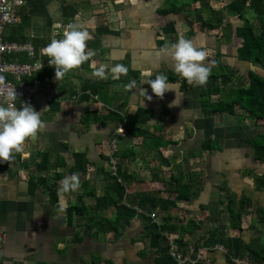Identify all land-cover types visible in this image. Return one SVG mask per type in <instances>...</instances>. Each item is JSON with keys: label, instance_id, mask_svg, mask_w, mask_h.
I'll use <instances>...</instances> for the list:
<instances>
[{"label": "crops", "instance_id": "crops-1", "mask_svg": "<svg viewBox=\"0 0 264 264\" xmlns=\"http://www.w3.org/2000/svg\"><path fill=\"white\" fill-rule=\"evenodd\" d=\"M231 1L22 0L18 20L4 37L38 46L37 57L17 58L40 62L38 74L50 78L55 94L39 92L26 103L37 112L46 109L40 117L45 127L14 162H0V229L5 233L0 264H174L165 234L185 254L195 257L206 248L198 264H238L227 258L226 248L215 247L223 245L216 241L220 237L241 235L257 249L263 247L264 158H255L252 141L264 133V119L255 120L242 108L234 114L209 113L203 105L208 98L231 97L247 84L250 71L264 76L263 67L239 58L241 38L235 32L245 19L259 32L261 22L250 9L242 17L229 13ZM219 16L223 23L213 29L200 20L212 17L214 23ZM72 23L88 31L90 59L56 81L43 49L53 38L62 39ZM181 38L207 52L205 63L215 62L211 73L220 69L231 76L221 93H203L217 84L211 79L188 88L169 80L175 91L160 99L144 84L158 74H176L163 49ZM115 64L127 66L128 75L93 77L100 65ZM132 80L153 97L144 99L145 107L136 89H125ZM138 109L150 114L143 133L126 128V118ZM114 140L117 171L109 176ZM77 153L88 162L85 171L76 173L80 187L59 191L55 205L48 185L55 181L60 189V181L74 174ZM118 173L126 187L122 203L137 204L141 197L151 201L152 194L163 205L166 198L175 204L165 210L151 203L135 205L136 215L112 229L116 204L100 209L95 204ZM43 176L46 185L40 184ZM230 205L242 214L237 227ZM154 223L166 226L160 242L150 236Z\"/></svg>", "mask_w": 264, "mask_h": 264}, {"label": "trees", "instance_id": "trees-1", "mask_svg": "<svg viewBox=\"0 0 264 264\" xmlns=\"http://www.w3.org/2000/svg\"><path fill=\"white\" fill-rule=\"evenodd\" d=\"M248 9L256 14V17L261 22L262 28L261 31L258 32L253 23L248 19H245L243 24L236 28V35L241 38V45L238 48V56L241 60L258 64L264 68V0H232L227 5L229 13L239 15L240 17H242ZM200 20L204 25H207L211 29L216 28L223 23V19L220 16L216 17V22L214 23L212 17H210L208 21H204L202 17ZM188 23L192 24L193 22L190 20ZM6 39L13 40L14 38L6 37ZM22 41H25V39ZM35 46V49H38V46ZM34 57H37V54ZM32 58L33 57L24 55L20 59L22 61H30ZM41 74L44 75V72L40 71L38 75L40 76ZM163 74L166 75L169 80H180L183 88L189 87L186 80L181 79L177 74ZM209 79L217 84L208 88L203 93H209L212 95L221 93L222 86L226 85L231 80V76L226 74L225 71H222L221 73L212 72ZM231 96L230 99L220 98L216 101H211L210 98L205 99L203 102L204 109L209 113L229 112L234 114L237 108H242L255 120L264 119V76L255 71H250L247 84H241L238 88H235ZM149 118L150 114L148 112L143 109H138L132 118H126V128L128 131L136 130L139 133H143L146 131L145 126L148 124ZM252 146L254 148L255 158L262 160L264 158V133L259 134L255 140L252 141ZM87 164L88 162L85 159V156L81 153H77L76 163L71 169L72 173H81L85 171ZM118 176L119 173L114 176L112 187L108 188L107 192L102 197H97L95 204L97 209L107 208L111 201H113L114 205L116 204L117 216L111 225V228L114 230L117 229L121 221L129 220L136 215L137 209L135 208V205L143 207L146 206V204L151 203L154 207H159L165 210L175 204V199L170 200L166 198L165 201H163L166 202L167 205H163L161 201H159L160 199H156L152 194L149 196L151 201H149L147 197H141L137 204L131 203V205H127L126 203H122L121 201L125 196L126 187L125 184L120 181L118 182ZM120 176H122V178L124 177V175ZM262 179H264V177H262ZM39 180L40 184H47L46 177H40ZM36 182L39 183V181ZM182 185L184 186L185 184L183 183ZM48 191L51 201L53 204L57 205L59 202L58 183L54 181L49 184ZM114 196H116V198H114ZM176 196L179 197V195ZM185 198H187V196ZM102 201L106 202L103 203ZM230 211L232 217L235 220H238L234 223V227H237L242 214L239 211L237 212L233 210V205H230ZM93 222L94 220L91 221V224H93ZM149 227L152 229L150 234L152 240L154 239L156 242H160V239L164 237L161 232L166 230V226L164 224L159 225L158 223H154ZM216 241L224 245L227 251V258L230 260L244 256H248L251 260H261L264 258V246L261 249H257L253 243L245 242L241 235L220 237ZM169 260H172L171 256H169Z\"/></svg>", "mask_w": 264, "mask_h": 264}, {"label": "clouds", "instance_id": "clouds-1", "mask_svg": "<svg viewBox=\"0 0 264 264\" xmlns=\"http://www.w3.org/2000/svg\"><path fill=\"white\" fill-rule=\"evenodd\" d=\"M89 38L88 31L83 30L80 25L72 23L67 25L62 39L53 38L43 49L44 55L49 58V66L55 69L56 81L79 69L90 59V54L87 52ZM163 51L170 55L175 73L181 79L186 80L188 85H206L212 68L215 67V62L205 63L207 59L205 50L195 47L191 40L181 38ZM128 71V67L123 64L100 65L94 69L92 75L100 80H106L110 74L111 79L120 80L122 76L128 75ZM4 79L3 76H0V84H3ZM145 83L150 85L152 93L160 99L164 98L166 92L175 91V85L170 83L169 78L164 74H158L155 79H148ZM125 89L128 91L136 89L142 97L143 107H145L144 99L148 101L153 99L152 95L147 94V89L137 88L135 80L126 84ZM0 96H2L0 99V162L11 164L14 162L15 154L25 152L26 142L35 138L37 133L44 129L45 124L40 117L46 109L37 112L30 104L25 103L18 110L15 106L17 100L15 88L8 89L6 93H0ZM173 102L169 107H173ZM79 187V175L74 173L60 181L59 191L63 193L76 192Z\"/></svg>", "mask_w": 264, "mask_h": 264}, {"label": "built area", "instance_id": "built-area-1", "mask_svg": "<svg viewBox=\"0 0 264 264\" xmlns=\"http://www.w3.org/2000/svg\"><path fill=\"white\" fill-rule=\"evenodd\" d=\"M22 0H0V76H3L4 82L0 84V93H6L8 89H16L17 100L16 108L20 102L31 103L34 96L39 92L55 94L52 82L49 77L38 76V71L42 68L40 62L22 61L17 55L26 54L35 56L36 50L30 42H19L5 39L6 28L18 20L17 8ZM2 99V96H0ZM116 151L115 140L112 145V154L110 162L113 164L114 172L117 171L114 153ZM155 218L156 213H151ZM165 234V232H164ZM169 241V254L174 260V264H198L204 259L206 248L197 251L195 257L183 253L175 244L174 240L165 234ZM5 242V233L0 229V248ZM216 248L224 249V245L216 244ZM238 264H264V258L261 260H251L248 257L235 258Z\"/></svg>", "mask_w": 264, "mask_h": 264}, {"label": "rangeland", "instance_id": "rangeland-1", "mask_svg": "<svg viewBox=\"0 0 264 264\" xmlns=\"http://www.w3.org/2000/svg\"><path fill=\"white\" fill-rule=\"evenodd\" d=\"M218 72H221V70L220 69H218ZM234 91V90H233ZM227 96L225 95V97H224V99L226 98ZM232 97V96H231ZM231 97H228V98H226V99H230ZM108 169V172H109V176L113 173V174H116L115 172H114V169H113V164L109 161V167H107ZM263 244H264V241H263ZM264 246V245H263Z\"/></svg>", "mask_w": 264, "mask_h": 264}, {"label": "water", "instance_id": "water-1", "mask_svg": "<svg viewBox=\"0 0 264 264\" xmlns=\"http://www.w3.org/2000/svg\"><path fill=\"white\" fill-rule=\"evenodd\" d=\"M154 118L156 117V115L154 114V116H153Z\"/></svg>", "mask_w": 264, "mask_h": 264}]
</instances>
